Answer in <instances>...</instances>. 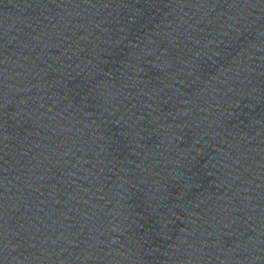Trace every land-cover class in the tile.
Listing matches in <instances>:
<instances>
[{
    "label": "water",
    "instance_id": "95a60500",
    "mask_svg": "<svg viewBox=\"0 0 264 264\" xmlns=\"http://www.w3.org/2000/svg\"><path fill=\"white\" fill-rule=\"evenodd\" d=\"M0 264H264V0H0Z\"/></svg>",
    "mask_w": 264,
    "mask_h": 264
}]
</instances>
